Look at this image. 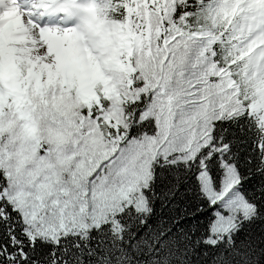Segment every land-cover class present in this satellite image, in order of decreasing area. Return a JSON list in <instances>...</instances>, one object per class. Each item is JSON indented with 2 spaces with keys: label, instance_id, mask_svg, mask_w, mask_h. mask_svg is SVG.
Segmentation results:
<instances>
[{
  "label": "snow or ice",
  "instance_id": "6c2138e0",
  "mask_svg": "<svg viewBox=\"0 0 264 264\" xmlns=\"http://www.w3.org/2000/svg\"><path fill=\"white\" fill-rule=\"evenodd\" d=\"M0 35L42 82L0 81V264H264V0H0Z\"/></svg>",
  "mask_w": 264,
  "mask_h": 264
},
{
  "label": "rangeland",
  "instance_id": "374dc122",
  "mask_svg": "<svg viewBox=\"0 0 264 264\" xmlns=\"http://www.w3.org/2000/svg\"><path fill=\"white\" fill-rule=\"evenodd\" d=\"M22 63V58L16 52L6 47L5 38H2L0 35V81L5 82L9 92L14 94L20 101L24 99L27 83L37 82L38 86H42V82H39V76L36 72H30L25 76L21 70ZM68 65L69 72H66L61 67H57L54 73L55 77L63 78L66 82H73L72 76H76L81 90L87 93L90 81L94 78L95 74L80 64L75 58L70 59Z\"/></svg>",
  "mask_w": 264,
  "mask_h": 264
},
{
  "label": "trees",
  "instance_id": "16d2710c",
  "mask_svg": "<svg viewBox=\"0 0 264 264\" xmlns=\"http://www.w3.org/2000/svg\"><path fill=\"white\" fill-rule=\"evenodd\" d=\"M73 81H74V83H77V79L76 78H74ZM227 126L228 125H225V127H227ZM250 143H251L250 140H248V142H244V140L242 139L241 142H239L236 145H234L233 152L237 153V155L241 159H243V157L246 156L247 153L249 152Z\"/></svg>",
  "mask_w": 264,
  "mask_h": 264
},
{
  "label": "bare ground",
  "instance_id": "6f19581e",
  "mask_svg": "<svg viewBox=\"0 0 264 264\" xmlns=\"http://www.w3.org/2000/svg\"><path fill=\"white\" fill-rule=\"evenodd\" d=\"M68 66H69V65H68V61H67L66 63L62 64V65H57V67H61V68H63L66 72H69V71H70V69H69ZM57 67H56V68H57Z\"/></svg>",
  "mask_w": 264,
  "mask_h": 264
}]
</instances>
